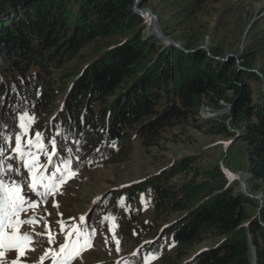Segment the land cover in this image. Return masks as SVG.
<instances>
[{
	"label": "trees",
	"instance_id": "16d2710c",
	"mask_svg": "<svg viewBox=\"0 0 264 264\" xmlns=\"http://www.w3.org/2000/svg\"><path fill=\"white\" fill-rule=\"evenodd\" d=\"M135 5L136 0H0V137L5 123L13 133L18 117L31 114L43 135L46 180L69 167L65 149L82 138L86 144L79 152L92 164L126 157L134 138L154 146L177 126L237 138L245 144L250 193L262 191V200L240 190L222 162L203 168L189 155L150 178L109 190L100 206L128 219L144 196L156 215L177 216L120 264H144L167 256L169 248L206 239L219 241L182 264H254V249L256 264H264V91L256 95L246 81L259 76L250 63L254 57L244 54L240 69L233 58L221 60L189 45L184 50L153 30L147 36L148 21ZM107 38L116 41L82 68L70 69L86 46ZM221 100L229 104L223 117L199 119L203 105L220 108ZM91 235L85 223L73 240Z\"/></svg>",
	"mask_w": 264,
	"mask_h": 264
},
{
	"label": "rangeland",
	"instance_id": "374dc122",
	"mask_svg": "<svg viewBox=\"0 0 264 264\" xmlns=\"http://www.w3.org/2000/svg\"><path fill=\"white\" fill-rule=\"evenodd\" d=\"M138 6L151 10L157 16L158 23L160 21L161 32L165 30L168 34L166 37L182 46L189 45L195 49L204 47L203 50L221 60L233 58L240 69L244 68L246 62L244 54H252V70H256L259 76L246 81L256 95L264 91V0H138ZM146 19L148 26L145 33L148 36L152 33L153 21L149 16ZM115 41L114 38H107L89 44L70 64V69L82 68ZM60 73L57 71L54 74L56 87L60 85ZM58 101L61 103V100ZM220 105V108L208 106L211 110H206L216 115L206 117L198 113L199 119L204 121L211 117H223L228 111V104L221 101ZM20 116L16 131L12 133L7 122L1 134L13 139L5 147L4 155H0V179L9 186L13 181H18L21 195L27 194L24 211L19 214V219L25 223H21L15 232L12 228L6 230L3 246L0 247V252H3L0 264H60L63 256L59 252L64 244L80 249L67 264H120L125 257L137 256L141 248L177 216L156 215L149 199L143 196L142 205L134 216L128 219L116 217L103 211L100 206L102 196L109 190L150 178L189 155L197 156L195 165L203 168L222 162L240 177L245 178L248 174L247 153L242 141L207 134L194 125H184L174 127L151 147H144L139 138H134L130 153L109 163L92 164L86 160V156L79 152L86 144L82 138L76 145H68L65 149L69 167L60 174L53 172L51 179L46 180L45 173L50 169L40 159L43 135L39 141L36 140L40 127L35 118L28 114L23 120L25 128L21 129ZM17 133L21 135L23 151L26 155L31 154L29 163L37 159L42 166L33 169L35 176L12 152L14 135ZM29 140L33 141L32 145L28 144ZM14 156L16 158L10 159ZM248 178H245L246 181ZM34 182L36 188L33 190ZM52 184L56 187L47 196L36 194L46 190L44 185ZM258 193L263 195L262 191ZM85 223L91 226L90 238L73 240L76 228ZM25 234L30 239L20 242V250L7 239ZM218 241L206 239L188 246L169 248L167 256L151 257L144 264H182Z\"/></svg>",
	"mask_w": 264,
	"mask_h": 264
},
{
	"label": "snow or ice",
	"instance_id": "6c2138e0",
	"mask_svg": "<svg viewBox=\"0 0 264 264\" xmlns=\"http://www.w3.org/2000/svg\"><path fill=\"white\" fill-rule=\"evenodd\" d=\"M27 113H24L20 116L21 123L19 127L21 129L25 128V124L23 123L24 117L27 116ZM12 137L4 136L0 137V140H3L4 143L0 144V155H4L5 147L10 145L12 143ZM41 139V134L36 133V140L39 141ZM15 140V146L12 148V152L17 154L19 158L24 162V166L28 168L29 172H33V169L37 167H42L39 165V161L37 159H32L29 163V154H25V152L22 149L21 144V135L19 133L14 135ZM53 152L57 149V143L55 139L50 141ZM29 145L33 144V141H28ZM43 150V149H41ZM14 157H10V159H14ZM49 159H51V156H49ZM70 163V162H66ZM9 170H11V166H9ZM33 176H35V173L33 172ZM45 191L43 193L37 192L36 194L39 196H47L49 191L53 190L56 185H44ZM36 188V183L34 182L32 184V189L34 190ZM26 195H21V187L19 185L18 181H13L12 185H6L3 179H0V247H2V241L5 239V232L8 228H12L13 232L18 228V226L21 223H25V221H21L19 219L20 212L24 211V206L26 204ZM13 218H15V222L13 223ZM83 219V218H81ZM30 222V221H27ZM9 241L14 242L15 246L18 250H20V242L24 240H29L30 236L28 234H25L23 236L15 235V236H9L7 237ZM80 251L79 248L75 247V245L69 247V245L64 244L60 247L59 255L63 256V260L60 261V264H67V261L74 258L76 254ZM117 251H119V241L117 240ZM22 254V250H21ZM0 256H3V252H0ZM15 264V262H13Z\"/></svg>",
	"mask_w": 264,
	"mask_h": 264
},
{
	"label": "water",
	"instance_id": "95a60500",
	"mask_svg": "<svg viewBox=\"0 0 264 264\" xmlns=\"http://www.w3.org/2000/svg\"><path fill=\"white\" fill-rule=\"evenodd\" d=\"M146 10H148V13H149V15H150V17L152 18V21H153V32L159 39H161L162 41H165L167 43H172V44L176 45L177 47H180V48H182L184 50H187L184 46H182L179 43H176L175 41H173L170 38L166 37L161 32V30L159 28V23H158L157 16L151 10L139 7L138 6V0H136L135 11L137 13L141 14V15L147 16ZM203 48L204 47H199L198 49H203ZM253 71L257 72L256 70H253ZM234 177L237 178L240 181L242 191L245 194L251 196L252 194L249 192V185H248L246 179L244 177H240V175L239 176L238 175H234ZM253 253H254L253 263L256 264V251H255V249H254Z\"/></svg>",
	"mask_w": 264,
	"mask_h": 264
},
{
	"label": "built area",
	"instance_id": "2783aa9c",
	"mask_svg": "<svg viewBox=\"0 0 264 264\" xmlns=\"http://www.w3.org/2000/svg\"><path fill=\"white\" fill-rule=\"evenodd\" d=\"M223 103L225 102V101H223V100H221ZM220 101V102H221ZM225 103H227V102H225ZM228 104V103H227ZM228 107H229V104L227 105ZM206 110H211L209 107H208V105H203L201 108H200V110H199V114L200 113H203V115L204 116H206V117H208V116H213V115H216L217 113H211V112H208V111H206ZM247 176H251V174L248 172V174L245 176V178L247 177ZM253 195V194H252ZM254 197H257V198H262V196L263 195H253Z\"/></svg>",
	"mask_w": 264,
	"mask_h": 264
},
{
	"label": "bare ground",
	"instance_id": "6f19581e",
	"mask_svg": "<svg viewBox=\"0 0 264 264\" xmlns=\"http://www.w3.org/2000/svg\"><path fill=\"white\" fill-rule=\"evenodd\" d=\"M146 14H147V16H149V17H150V15H149V13H148V10H146Z\"/></svg>",
	"mask_w": 264,
	"mask_h": 264
}]
</instances>
